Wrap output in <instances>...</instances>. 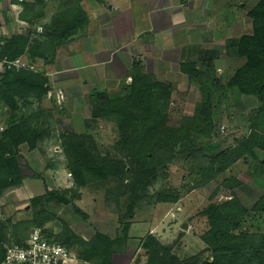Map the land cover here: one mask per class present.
<instances>
[{"label": "rangeland", "instance_id": "obj_1", "mask_svg": "<svg viewBox=\"0 0 264 264\" xmlns=\"http://www.w3.org/2000/svg\"><path fill=\"white\" fill-rule=\"evenodd\" d=\"M170 1H181L184 5L189 3V0ZM258 1L206 0L201 7L202 0H191L192 7H195L188 15H196L198 26L193 31L188 30L179 40L182 43L189 41L194 46H213L212 49H218V56L211 63L198 61L201 73L196 79L178 75L167 77L174 88L173 99L166 114L167 125L180 127L186 118L194 114L196 104L202 99L201 85H206L214 101V129L209 137H195L180 143L172 161L158 164L156 171L148 176L144 189H141V183L134 184L135 171L132 167L142 157L137 156L133 160L126 158V150L116 144L119 140L116 123L108 118L93 116L94 101L102 102L98 90L91 92V99L84 100H66L63 91H48L41 100L19 99L16 110L0 103V139L9 125L25 119L37 130L36 147L30 149L24 143L19 149L18 159L24 175L21 184L6 188L0 194V219L4 222L10 219L15 223L32 218L35 210L46 207L51 212V220L44 227L54 235L66 236L67 226L69 235L79 243L82 239L91 240L97 233H102L117 240L112 245V258L116 264H145L146 250L142 248L141 242L150 233L172 246L173 252L180 257L196 254L206 247L201 235L207 230L208 222L201 212L223 179L234 177L241 183L234 186L233 190L221 188L217 200L232 198V191L251 210L264 194V167L260 165L264 152L254 149L243 157H237L232 149L253 128L259 129L260 123L264 127V116L258 117L257 105L250 96L227 86L230 77L243 64L244 59L231 50L225 51L224 40L252 33V19L248 11ZM102 2L105 0H36L29 10L41 13L36 23L49 15V24L68 3L71 6L90 8ZM4 5L3 1L0 4V26L3 33L9 37L13 34L25 35L8 32L7 29L18 31L22 28L18 27L21 23L17 19L20 10L19 7L5 8ZM27 28L32 29L30 26ZM38 29L41 27H37L36 31ZM36 33L40 34L34 38L36 41H47L46 31L38 30ZM52 48L49 46V50ZM22 59L27 63V58L22 56ZM28 61V67L32 68L33 61ZM119 91L116 93L120 94ZM108 94L113 96L114 91ZM73 132L84 136L82 140L90 146L93 154L100 153L101 157L114 160L124 159L127 163L125 172L116 177L95 179L83 186L76 185L69 169L70 154H74L72 143L63 137ZM223 150L232 153L236 158L235 163L217 178L208 180L200 167L207 165L210 157ZM48 190L53 191L54 199L33 207L31 199ZM167 195H174L177 200H162V196ZM133 198L137 200L129 207ZM242 229L264 230V214L249 212L242 223ZM13 231L11 229V233ZM11 233L8 236L10 240L3 243L6 248L17 243ZM78 243L73 250L70 249L76 257L72 264H95L97 258L92 262L79 259L78 251L83 248ZM209 255L206 252L204 257Z\"/></svg>", "mask_w": 264, "mask_h": 264}, {"label": "trees", "instance_id": "obj_2", "mask_svg": "<svg viewBox=\"0 0 264 264\" xmlns=\"http://www.w3.org/2000/svg\"><path fill=\"white\" fill-rule=\"evenodd\" d=\"M40 1V0H38ZM184 2L188 0H183ZM31 3L24 2L22 19L34 22L40 12L29 10ZM252 19V33L244 34L240 38L226 40L227 50L244 59L243 64L235 70L228 81L230 88H236L239 93L250 96L255 103L258 117L264 116V0H259L249 11ZM88 13L81 5L61 8L46 27L47 42L55 47L74 39L88 23ZM44 42L33 44L26 35L13 34L7 37L0 57L14 60L27 53L28 58H48L49 46L42 48ZM49 54V53H48ZM218 56V49L205 50L200 58L203 63H211ZM182 70L189 78L200 76V67L197 62L186 61L181 64ZM132 81L120 94L113 96L107 92H99L102 102L95 100L93 116L108 118L118 127L119 140L117 145L126 150V158L133 160L141 156V161L133 164L135 171L134 184L141 183L145 188L147 178L156 171L158 164L170 162L180 143L191 139L209 137L214 129V101L210 89L201 85L202 99L196 104L194 114L180 127L167 125L168 108L173 99L174 88L169 82H162L148 72H145L139 63H135L132 70ZM49 78L44 72L30 68L17 70L14 67L6 68L0 73V103L16 110L19 99H43L50 90ZM97 101V102H96ZM259 119V118H258ZM258 125V124H257ZM259 129L253 128L247 136L242 137L240 144L232 151L237 157L244 156L248 151L259 149L264 152V127L260 123ZM72 143L69 169L76 185L83 186L95 179H105L123 174L126 168L124 159H110L93 154L90 146L82 140L84 136L68 133L63 136ZM37 130L28 120L12 123L2 133L0 139V194L6 188L21 184L24 175L18 159L20 146L27 143L30 149L36 147ZM165 155V156H164ZM232 153L221 151L209 158V163L200 167L201 172L208 180L217 178L235 163ZM131 162V161H130ZM133 163V162H131ZM264 167V159L260 161ZM241 182L234 177H227L209 196V204L201 214L207 218L208 228L201 235L206 247L196 254L180 257L173 252L172 246L163 243L157 236L150 233L141 242L146 250L145 264H264V230L242 229V223L249 212L264 214V194L248 209L239 197L231 191L230 199L217 200L221 188L233 190ZM138 185V184H137ZM127 186V185H126ZM135 186V185H134ZM138 187V186H136ZM136 190V188H135ZM53 191L33 197L31 203L36 207L40 203L50 202L54 199ZM138 198V197H137ZM132 199L131 206L137 200ZM162 200L175 201L174 195L162 196ZM51 220V212L42 207L33 213V217L18 222L0 219V262L3 259L9 241V232L15 237V242L23 244L31 230L43 227L46 234L65 244L73 250L78 242L69 235L67 226L66 236L54 235L44 225ZM129 226V223L126 227ZM127 230V229H126ZM16 235V236H15ZM117 240L97 233L91 240L82 239L78 244L83 249L78 251L79 259L95 264H116L112 258V245ZM209 252L208 257H204Z\"/></svg>", "mask_w": 264, "mask_h": 264}, {"label": "crops", "instance_id": "obj_3", "mask_svg": "<svg viewBox=\"0 0 264 264\" xmlns=\"http://www.w3.org/2000/svg\"><path fill=\"white\" fill-rule=\"evenodd\" d=\"M3 1L5 8L19 7L20 10L16 15L21 23L18 27L22 28L18 31L7 29L8 32L28 35L38 46L44 42L34 38L40 35L36 33L38 30L47 31L49 15L38 23L37 19L29 22L20 16L24 2L33 4L36 0H0V4ZM205 1L202 0L201 7ZM194 7L191 0L185 5L170 0H105L90 8L84 6L89 21L82 32L54 51L50 49L47 59L30 60L27 53L22 56L27 58V63L33 61L30 69L42 71L49 78V91H63L66 100L91 99V92L96 90L114 91L115 95L120 89L122 93L132 81L131 70L135 63L160 81L168 82L172 75L188 77L181 64L189 60L200 67L198 61L202 53L213 47L194 46L189 41L179 40L188 30L193 31L198 26L196 15H188ZM37 27L41 29L36 31ZM0 29L4 32L2 26ZM48 46L49 43L44 42L42 48Z\"/></svg>", "mask_w": 264, "mask_h": 264}, {"label": "built area", "instance_id": "obj_4", "mask_svg": "<svg viewBox=\"0 0 264 264\" xmlns=\"http://www.w3.org/2000/svg\"><path fill=\"white\" fill-rule=\"evenodd\" d=\"M8 35L0 30V53ZM29 68L21 57L9 60L0 57V73L6 68ZM75 254L63 243L49 237L43 228H34L23 244L13 243L6 248L0 264H72Z\"/></svg>", "mask_w": 264, "mask_h": 264}]
</instances>
